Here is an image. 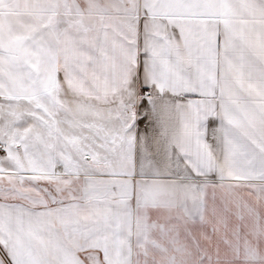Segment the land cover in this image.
<instances>
[{
    "label": "snow or ice",
    "instance_id": "1",
    "mask_svg": "<svg viewBox=\"0 0 264 264\" xmlns=\"http://www.w3.org/2000/svg\"><path fill=\"white\" fill-rule=\"evenodd\" d=\"M0 264H264V0H0Z\"/></svg>",
    "mask_w": 264,
    "mask_h": 264
}]
</instances>
